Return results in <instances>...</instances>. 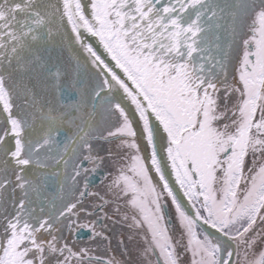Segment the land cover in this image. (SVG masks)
Segmentation results:
<instances>
[{
    "label": "rangeland",
    "instance_id": "rangeland-1",
    "mask_svg": "<svg viewBox=\"0 0 264 264\" xmlns=\"http://www.w3.org/2000/svg\"><path fill=\"white\" fill-rule=\"evenodd\" d=\"M156 2L159 5L160 1ZM201 2L177 0L173 33L162 25L170 19L167 14H157L146 6L133 12L125 6L118 27L112 29L118 32L112 48L104 46L99 38L101 29L94 24L87 39L102 47H85L82 42V58L85 55L92 61L94 78L102 87L108 86L110 78L109 57L121 63L123 51L125 79L137 78L146 88V83L150 84L149 91L156 92L155 104L163 106L151 120L144 98L131 84L125 87V110L119 98L114 100L118 108L115 102L106 103L105 92L97 102L107 110L99 113L97 125L108 130L106 135L122 132L126 136L117 146L120 149L124 143L125 161L114 156L108 169L111 178L99 188L115 191L121 209L126 207L125 264H160L154 250L162 264H264V113L253 116L251 74L252 69H264V0H219L207 7ZM138 3L143 5V1ZM213 20L220 24L219 43L215 44L216 37L208 39ZM249 44L255 48L251 50ZM102 51L105 61H96V55L103 58ZM5 75L12 80L5 93L11 94L14 104L26 97L30 101L29 87L12 84L19 73L15 70ZM38 105L40 101H35L34 110L19 109L18 130L24 131V147L3 149L0 158L14 153L12 156L32 160L36 166L46 158L53 159L39 145L43 140H37L36 119L44 112ZM150 122L156 129L163 165L154 166L143 157L141 144L151 143ZM1 134L0 143L10 137L4 123ZM172 142L179 153L176 165L170 158ZM151 159L157 157L151 155ZM201 195L211 199L215 215L226 227L211 232L208 239L200 221L204 218ZM246 211H256L257 223L240 232L241 213Z\"/></svg>",
    "mask_w": 264,
    "mask_h": 264
},
{
    "label": "flooded vegetation",
    "instance_id": "flooded-vegetation-1",
    "mask_svg": "<svg viewBox=\"0 0 264 264\" xmlns=\"http://www.w3.org/2000/svg\"><path fill=\"white\" fill-rule=\"evenodd\" d=\"M142 1L143 5L138 3ZM159 1L161 6L154 0H138V4L136 0H0V140L3 123L10 136L0 143V151L24 147L21 143L24 131L18 130L19 109L34 110L35 101H40L37 107L44 112L36 119V129L40 132L37 140L42 139L39 145L47 155H53V159L46 158L50 161L48 167L47 160L42 161L45 165L36 166L32 160L12 156V152L10 158H0V264H125L126 207L125 211L121 209V200L115 191L99 188L111 178L108 169L114 156L125 161L124 143L120 149L117 146L126 136L122 132L106 135L108 130L97 125L99 113L107 111L97 102L105 92L106 103L119 98L124 106L125 87L128 89L131 84L144 98L151 120L159 116L157 108L163 106L155 104L156 92L149 91L150 84L146 83V88L137 78L125 79V52L121 51L124 57L121 63L109 57L107 64L111 68L107 76L110 78L108 86L102 87L100 80L94 78L92 61L85 55L82 58L81 46L82 42L85 47L99 45L87 39L94 24L101 29L99 38L104 46L112 48V39L118 34L112 29L118 27L117 20L125 12V6L133 12L146 6L155 9L157 14H167L170 19L162 25L171 33L176 27L173 11L177 0ZM212 2L219 0H202L201 5L207 7ZM217 23L213 20L208 36V39L218 37L213 44L219 43L220 24ZM122 31L125 32V25ZM249 48L255 47L249 44ZM102 52L103 58L92 54L96 61L97 58L105 61ZM99 65L104 68L103 63ZM15 70L19 75L12 84L29 87L30 101L26 97L14 104L11 94L5 93L12 81L5 74ZM253 70L255 117L264 113V69ZM113 105L120 106L118 102ZM148 133L151 143L141 144L143 157L154 166L163 165L156 129L151 122ZM151 155L157 160L152 161ZM178 156L172 142L170 158L174 165L178 163ZM5 162L11 168L6 169ZM205 196L201 195L204 218L200 221L208 239L211 232L224 231L226 227L215 215L211 199L206 200ZM242 213L240 232L253 229L257 223L256 211ZM165 214L169 220L168 208ZM154 255L160 263L156 250Z\"/></svg>",
    "mask_w": 264,
    "mask_h": 264
},
{
    "label": "water",
    "instance_id": "water-1",
    "mask_svg": "<svg viewBox=\"0 0 264 264\" xmlns=\"http://www.w3.org/2000/svg\"><path fill=\"white\" fill-rule=\"evenodd\" d=\"M155 2H156V0H154ZM164 2L165 1H167V0H163ZM191 167V166H190ZM193 172V175L195 176L196 175V173L194 172V171H192ZM195 179H196V182L198 183V187H199V189H200V184H199V179H198V177H197V175L195 176ZM160 263H161V261H160ZM162 264V263H161Z\"/></svg>",
    "mask_w": 264,
    "mask_h": 264
}]
</instances>
